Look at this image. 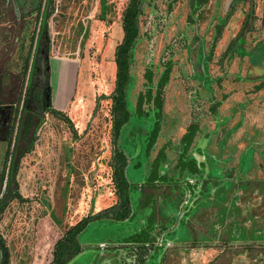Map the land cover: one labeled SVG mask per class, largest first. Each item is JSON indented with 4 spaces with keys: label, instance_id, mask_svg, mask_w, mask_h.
I'll use <instances>...</instances> for the list:
<instances>
[{
    "label": "flooded vegetation",
    "instance_id": "flooded-vegetation-1",
    "mask_svg": "<svg viewBox=\"0 0 264 264\" xmlns=\"http://www.w3.org/2000/svg\"><path fill=\"white\" fill-rule=\"evenodd\" d=\"M254 9V0H0L6 264H264V62L253 64L264 34L250 36ZM235 14L240 30L222 45ZM91 226L107 235L85 239Z\"/></svg>",
    "mask_w": 264,
    "mask_h": 264
},
{
    "label": "rangeland",
    "instance_id": "rangeland-1",
    "mask_svg": "<svg viewBox=\"0 0 264 264\" xmlns=\"http://www.w3.org/2000/svg\"><path fill=\"white\" fill-rule=\"evenodd\" d=\"M263 4H264V0H254V5H255V19H254V26L252 27V33L250 34V36L252 37V39H257L262 33L264 34V29H262L264 27V11H263ZM13 5V2H12ZM45 6V1L44 4ZM43 6V7H44ZM245 14L249 12V8H250V1L246 2L245 6ZM61 10L64 11L63 8H61ZM9 18L10 20H12L11 22H13V20H15L16 18H18L14 15V12H12L11 10H9ZM209 15V12H207V16ZM244 19V16H241L239 18V16L237 17V15L235 14L234 17H232L231 19H229L227 27L225 29V33L223 34V37L220 40V43L222 45L226 44L228 42V40L232 37H234V35H236L238 33V31L240 30V26L241 23ZM61 25V24H60ZM11 27L14 29H11L14 32H17L18 29H15V25H11ZM260 33V34H259ZM264 37V35H261ZM220 51V49H219ZM264 62V42L261 44H258L257 50L256 52H254L253 54V64L254 65H258V64H262ZM43 63V60H42ZM55 64V63H54ZM259 72L255 73V71H253V76H257L259 74L262 73V71L260 69H258ZM59 69L57 64H55L52 67V76H51V85L52 88L54 90V94L57 93L58 89H59ZM66 72L68 73V75H72V73H74L73 69H69L66 70ZM17 81V80H16ZM14 81V85L17 84V82ZM39 84H41L40 81H38ZM19 83V82H18ZM70 94V93H69ZM68 94V95H69ZM248 96L251 98L253 97V94L251 92L248 93ZM16 100V99H15ZM256 100V99H254ZM8 108L4 107V106H0V167L2 165V160L5 157V153H6V148H7V139H6V133L8 131V128L10 127V120L7 119V115L9 114L8 118H11V111L8 112ZM249 113H253L254 117L259 118V113L260 111L255 110L250 108L249 109ZM15 128H17V125H15ZM12 149V148H11ZM11 149H10V154H11ZM139 179V178H138ZM105 201H107L105 196H102L100 199V206L102 205V202L104 203ZM105 228H99L95 227V226H91L90 230L87 231L86 233V237L85 239L88 237L89 234H92V236H95L96 238H104L107 234L105 233L106 231H104ZM98 240V239H97Z\"/></svg>",
    "mask_w": 264,
    "mask_h": 264
},
{
    "label": "trees",
    "instance_id": "trees-1",
    "mask_svg": "<svg viewBox=\"0 0 264 264\" xmlns=\"http://www.w3.org/2000/svg\"><path fill=\"white\" fill-rule=\"evenodd\" d=\"M0 247H1V251H2V261H1V264H6L7 263V260H6L7 259V252L4 249L3 244H2L1 241H0Z\"/></svg>",
    "mask_w": 264,
    "mask_h": 264
},
{
    "label": "crops",
    "instance_id": "crops-1",
    "mask_svg": "<svg viewBox=\"0 0 264 264\" xmlns=\"http://www.w3.org/2000/svg\"><path fill=\"white\" fill-rule=\"evenodd\" d=\"M3 102L0 98V106H2ZM1 261H2V251H1V247H0V264H1Z\"/></svg>",
    "mask_w": 264,
    "mask_h": 264
}]
</instances>
